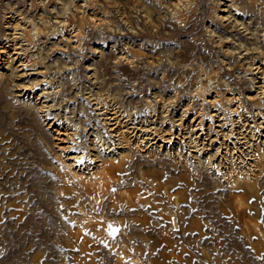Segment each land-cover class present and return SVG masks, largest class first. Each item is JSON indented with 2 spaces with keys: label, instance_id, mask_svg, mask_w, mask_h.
<instances>
[{
  "label": "rangeland",
  "instance_id": "rangeland-1",
  "mask_svg": "<svg viewBox=\"0 0 264 264\" xmlns=\"http://www.w3.org/2000/svg\"><path fill=\"white\" fill-rule=\"evenodd\" d=\"M0 264H264V0H0Z\"/></svg>",
  "mask_w": 264,
  "mask_h": 264
},
{
  "label": "bare ground",
  "instance_id": "bare-ground-1",
  "mask_svg": "<svg viewBox=\"0 0 264 264\" xmlns=\"http://www.w3.org/2000/svg\"><path fill=\"white\" fill-rule=\"evenodd\" d=\"M101 108V107H100ZM111 135V134H110ZM153 139V138H152ZM140 140V139H139ZM142 143V142H141ZM102 145V144H101ZM107 146V145H106ZM156 148V147H155ZM160 148V147H159ZM262 154V153H261ZM263 161V160H262ZM262 161H261V163H262ZM101 167V166H100ZM105 172V171H104ZM99 174V173H98ZM100 175V174H99ZM117 232H118V229H116V230H114V228L113 229H111V234H113V235H115V234H117Z\"/></svg>",
  "mask_w": 264,
  "mask_h": 264
},
{
  "label": "water",
  "instance_id": "water-1",
  "mask_svg": "<svg viewBox=\"0 0 264 264\" xmlns=\"http://www.w3.org/2000/svg\"><path fill=\"white\" fill-rule=\"evenodd\" d=\"M117 228H114V230H116Z\"/></svg>",
  "mask_w": 264,
  "mask_h": 264
}]
</instances>
